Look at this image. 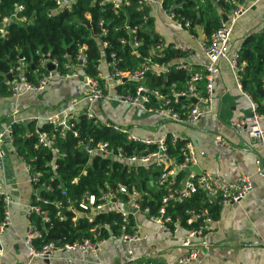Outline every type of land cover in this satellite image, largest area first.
I'll return each instance as SVG.
<instances>
[{"label": "trees", "instance_id": "16d2710c", "mask_svg": "<svg viewBox=\"0 0 264 264\" xmlns=\"http://www.w3.org/2000/svg\"><path fill=\"white\" fill-rule=\"evenodd\" d=\"M127 1L116 7L110 0H76L70 10L63 8L53 13L58 6L56 0H0V20L14 18L5 25V33H0V95H12L9 75L20 62L28 80L36 82L47 72L41 66L45 57L56 60L59 70L65 72L68 70L66 65L70 62L79 64L78 58L82 55L86 59L83 77L89 76L101 83L105 81L99 77L103 61L109 65L111 75L115 71L132 73L141 69L146 57H152L159 63L189 58V51L174 48L173 43H165L159 34L152 32L153 20L149 16V5L144 0ZM244 1L163 0L162 7L173 14V18L192 35H196L198 26H202L208 40L219 28L222 13H228ZM18 4L23 5L24 9H17ZM18 17L27 20L19 21L16 19ZM86 20L90 21L89 27L85 24ZM133 38L140 42L136 47L132 44ZM158 45L162 46L160 51L156 50ZM238 53L239 63L244 64L242 89L250 94L258 111L264 115V96L261 95L264 90V23L262 29L251 31L243 39ZM188 79L189 73L171 67L164 75L147 72L141 83L150 92L159 90L169 96L174 91L185 89ZM137 84V81L127 80L118 84L117 90L134 94ZM152 98L156 99L154 96ZM180 99L181 103L190 101ZM75 125L79 136L69 131L65 137H58L55 127L42 125L43 130L58 137L57 146L61 155L55 156L50 148L35 146L37 128L34 123H12L16 152L30 166V172L38 176L39 181L35 185L38 187L45 180L52 187L51 191L42 190L40 194L47 203L38 202L48 212L49 221L43 222L41 216L36 214L30 216V222L42 232L41 237L34 241L37 249L49 242L64 247L84 239L99 241L119 231L123 223L119 212L97 213L93 221L89 220L79 207V202L86 195L99 197L111 188L119 189V196L126 200L128 195L122 188L127 192L136 189L143 193V206L155 212L166 194L157 184L152 185L151 181L157 179V171H150L145 165L129 164L101 155L91 157L77 147L80 140L87 142L90 138L109 141L113 147H121L126 154L144 153L155 146L129 140L126 133L89 121L84 115ZM169 141V152L182 161L184 157L179 153L180 143L171 144ZM52 161L55 162V170ZM52 176L53 180H50ZM177 179L181 187L184 173H180ZM59 202L63 203L64 212L57 207ZM33 203H36L35 198ZM165 208L167 214L180 216V225L185 230L202 225L204 216L219 219L221 211V205L208 203L205 192L200 189L181 200H170ZM204 209H207L205 215L188 223L192 217L191 210L201 213ZM59 213L62 219L57 215ZM3 219L1 209L0 221ZM104 224L110 227L106 228ZM96 226H99L97 232L93 230Z\"/></svg>", "mask_w": 264, "mask_h": 264}, {"label": "built area", "instance_id": "2783aa9c", "mask_svg": "<svg viewBox=\"0 0 264 264\" xmlns=\"http://www.w3.org/2000/svg\"><path fill=\"white\" fill-rule=\"evenodd\" d=\"M149 5L153 0H144ZM57 8L53 13H57L63 8L71 9L73 3L66 0H56ZM118 7L117 4H115ZM17 9L23 10L24 6L18 4ZM250 9V6L245 3H239L236 8L228 13H222V18L219 28L211 34L208 40L201 41L198 44L199 49L207 57L208 61L202 67L196 69L189 59H180L172 63H159L152 59V57L145 58V65L132 73L115 71L111 74L113 84L108 81L101 83L98 79H93L89 76H84L86 84L89 86L90 94L87 99L90 103L106 100L117 101L118 103L129 105L150 113L156 114L163 121L174 123H195L205 114L213 111L214 104V82L215 77L220 72V63L225 62L231 69L235 81L243 95L249 98L251 112L249 116L235 117L230 121V128L237 134H247L252 140L264 147V115L257 109V104L253 101L249 93L245 92L241 86V73L244 70V64L239 63L238 50H233V39L235 25L238 19ZM167 12V11H166ZM168 13V12H167ZM174 17L173 14H169ZM223 15L227 16V20L223 19ZM13 17H5L0 20V33H5V25L11 22ZM19 21L27 20L25 17L16 18ZM181 25V23H179ZM181 27H183L181 25ZM263 28V26H262ZM132 44L134 47L138 46L140 42L135 41L133 38ZM161 45L156 47L160 51ZM174 48L183 51L191 50L188 45H174ZM79 64L68 63L67 71L62 72L59 70V64L56 60L45 57L42 62V68L46 69L43 75L36 81H30L25 75L23 63L20 62L13 70L11 75V91L14 97L20 96L25 92L41 91L45 89L50 80L55 77L71 78L83 76L82 69L86 63L84 56L80 55ZM52 67V69L50 68ZM171 67L181 69L189 73V79L186 87L183 90L174 91L172 95H166L159 90L148 91L141 83L145 80L147 72H152L156 75L166 74ZM101 68V67H100ZM15 71V73H14ZM100 78H103L99 74ZM127 80L137 81L136 92H119L117 85ZM156 99L153 100L152 96ZM180 98L190 100L189 103H181ZM185 111V112H184ZM17 111L12 113L15 116ZM185 113V114H184ZM84 115L89 121L96 122V116L90 106L84 107L81 110L70 111V107L62 109L55 115L46 117L45 124L51 125L57 129L58 137H65L67 132H72L75 136H79V131L75 129L76 121L80 116ZM18 123V122H17ZM22 123V122H21ZM112 127L113 130L124 132L127 138L132 141L142 142L148 146H155L153 150L144 153H124L121 147H113L109 141H95L90 138L89 141L84 142L80 140L77 147L85 151L89 156L101 155L106 158L118 159L129 164H140L150 168V171H157V179L151 181L152 185L157 184L160 189H164L166 194L162 198V204L155 212L146 206H143V193L133 189L131 192L123 191L128 195V199L124 200L119 196V189H107L99 197L96 195H86L79 202V207L83 210L85 215L93 221L95 214L116 211L121 213L122 224L118 232L113 233L107 239L99 241H92L84 239L82 242H75L64 247H57L53 242H49L37 249L34 241L41 237L42 232L32 222L27 227L26 234L22 237L23 244L26 248L28 263L39 259L48 261L46 264H59L60 260L65 261L67 264H108L101 258L100 252L104 243L107 240L117 241L119 243L132 244L140 242L148 237V235L141 231L140 226L136 223V215L144 213L147 218L156 224L161 229H170L173 233L180 231V216H172L166 213L165 204L170 200H181L183 197L191 196L197 190L205 192L208 203H219L220 205H229L232 203L243 200L253 189V182L250 175H242L235 180L228 179L220 173H213L201 169L200 173L191 172L186 178L185 169L199 166L198 159L194 150L193 144L188 141L184 136L176 132L164 133L159 139H142L130 131L119 125H106ZM37 128V127H36ZM12 124H9L4 130L0 131V210L3 209L4 219L0 221V258L4 255V245L2 243V236L5 230L12 225V205L14 198L6 188L1 179L2 165L6 157V149L4 143H9L16 151L14 146ZM37 144L35 146H43L50 148L55 156H60V150L57 146V136L48 130L37 128ZM168 140L171 144L180 143L179 153L184 157L182 161L177 157L172 156L169 152ZM220 143H224L220 139ZM17 153V152H16ZM18 155V154H17ZM19 156V155H18ZM23 161L24 159L19 156ZM25 162V161H24ZM26 163V162H25ZM53 170L56 169L55 162L52 161ZM26 167L30 172V166L26 163ZM200 167V166H199ZM184 173L186 179L185 188H183V180L178 183L177 176ZM254 175L264 177V168L261 165L259 158L256 160V169ZM30 180L35 185L39 181L37 175L30 172ZM53 180V176L50 177ZM36 187V193L39 189L51 191V184L47 181H42ZM65 194V192H63ZM42 201L47 203V200L42 199L39 195H35V202L30 207L28 218L33 214L41 216L43 222L49 221L48 212L42 208L38 202ZM58 208L65 211L62 202L57 204ZM70 209L75 208L69 206ZM207 213V209L202 210L201 213H195L191 210L192 217L188 221L191 223L193 220L200 219ZM63 214V213H61ZM57 215H60L57 214ZM62 219L63 216L60 215ZM130 221H133L131 224ZM219 219H213L210 216H204L203 224L197 228L186 230L185 238L182 241V246L185 252L178 259L176 264H203L201 259V252L207 251L213 245L210 233L212 225L218 223ZM106 228L110 226L104 224ZM99 231V226L93 230ZM264 246V240H263ZM66 251L71 252V256H64ZM128 254L132 255L133 251L128 250ZM145 264H151L147 262Z\"/></svg>", "mask_w": 264, "mask_h": 264}, {"label": "crops", "instance_id": "0c3cea01", "mask_svg": "<svg viewBox=\"0 0 264 264\" xmlns=\"http://www.w3.org/2000/svg\"><path fill=\"white\" fill-rule=\"evenodd\" d=\"M66 1L73 4L76 2ZM110 1L118 6L122 2L128 3L127 0ZM162 1L153 0L149 4V16L153 20L152 32L159 34L165 43L191 47L188 59L196 69L202 67L208 61L198 47L201 41L206 40L202 26H198L196 35L190 34L168 15L162 7ZM245 3L250 9L238 19L234 39L236 33L244 39L251 31L262 29L264 23V0H245ZM100 67L101 76L113 84L109 65L103 61ZM89 94V86L84 77L80 76L55 77L45 89L25 92L17 97L0 95V131L14 122H31L41 128L46 117L66 107L76 111L90 106L98 124L125 127L131 134L142 139L156 140L164 133H179L193 144L201 169L220 173L231 180L250 175L253 182L252 191L243 200L221 205L219 221L212 225L210 233L213 245L209 250L201 252L203 264H264V177L254 175L257 158L264 168V147L247 134L237 135L230 128V121L235 117L249 116L251 107L249 98L241 93L225 62L220 63V72L215 77L213 111L195 123L163 121L156 114L113 100L90 103L87 99ZM15 111L16 115L12 116ZM262 124L264 127V120ZM221 138L224 141L222 144ZM4 147L6 157L1 179L11 192L14 204L11 207L12 225L2 236L5 252L0 258V264H46L39 259L28 263L22 237L30 223L27 215L33 205L36 187L30 180L26 163L15 149L7 142ZM135 220L148 237L132 244L107 240L100 252L102 260L108 264H176L185 252L182 241L186 230L180 228L178 233H173L170 229H161L144 213L137 214ZM129 249L133 251L132 255L128 254ZM64 256H71V252L66 251ZM58 263L67 264L63 260Z\"/></svg>", "mask_w": 264, "mask_h": 264}, {"label": "water", "instance_id": "95a60500", "mask_svg": "<svg viewBox=\"0 0 264 264\" xmlns=\"http://www.w3.org/2000/svg\"><path fill=\"white\" fill-rule=\"evenodd\" d=\"M223 19L224 20H227V16L226 15H223ZM85 24L89 27L90 26V21L86 20L85 21ZM50 68L52 69V67H50ZM9 78L11 79V75H9ZM261 95L264 96V90L261 92ZM254 152L260 157V154L257 151H254ZM184 171L186 173V178H187V176L189 175V173H191V172L200 173L201 172V169H200L199 166H194V167L185 169ZM185 183H186V179L183 180V188H185ZM41 191H42V189H39L36 194L40 196ZM46 262H48V261H46Z\"/></svg>", "mask_w": 264, "mask_h": 264}, {"label": "rangeland", "instance_id": "374dc122", "mask_svg": "<svg viewBox=\"0 0 264 264\" xmlns=\"http://www.w3.org/2000/svg\"><path fill=\"white\" fill-rule=\"evenodd\" d=\"M73 7V6H72ZM243 39L236 33L235 34V39H234V45L233 49L237 50L239 49L240 45L242 44ZM175 45V44H174Z\"/></svg>", "mask_w": 264, "mask_h": 264}]
</instances>
